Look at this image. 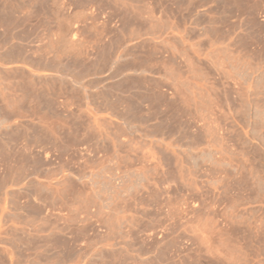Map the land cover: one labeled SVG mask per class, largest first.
Listing matches in <instances>:
<instances>
[{
  "label": "rangeland",
  "instance_id": "374dc122",
  "mask_svg": "<svg viewBox=\"0 0 264 264\" xmlns=\"http://www.w3.org/2000/svg\"><path fill=\"white\" fill-rule=\"evenodd\" d=\"M90 217L142 264H264V0H0V264H73Z\"/></svg>",
  "mask_w": 264,
  "mask_h": 264
},
{
  "label": "crops",
  "instance_id": "0c3cea01",
  "mask_svg": "<svg viewBox=\"0 0 264 264\" xmlns=\"http://www.w3.org/2000/svg\"><path fill=\"white\" fill-rule=\"evenodd\" d=\"M89 21V19H88ZM80 27H78V31ZM120 55H123V46L120 49ZM111 72V70H109ZM107 72L104 73V75ZM118 78L123 81V69H121ZM122 106V105H121ZM110 112L109 110L104 113ZM123 120V119H121ZM89 128H91L92 136L87 139L79 140V153L96 156L103 159H108L111 154V148L104 147L103 149H95L91 147L92 144H112L118 143L123 145V121L113 122L111 120L103 121H89ZM117 128V134L113 135L112 128ZM85 145H88L87 147ZM80 223V220H78ZM88 231L83 234L77 233H61L60 238L73 241L72 263L73 264H142L143 257H152L155 251L148 249L143 250H123V248H99V246L106 245L112 238L105 233H100L95 230L96 217L89 218ZM64 262V261H63Z\"/></svg>",
  "mask_w": 264,
  "mask_h": 264
}]
</instances>
